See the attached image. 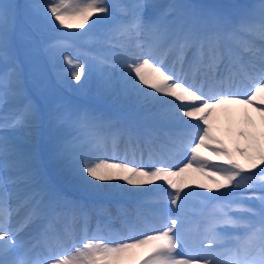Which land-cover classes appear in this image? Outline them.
<instances>
[{
    "label": "snow or ice",
    "instance_id": "snow-or-ice-1",
    "mask_svg": "<svg viewBox=\"0 0 264 264\" xmlns=\"http://www.w3.org/2000/svg\"><path fill=\"white\" fill-rule=\"evenodd\" d=\"M28 7L35 17L30 27L38 44L45 31L85 29L93 16L96 19L92 25L103 24L110 16L104 0H43L42 3L34 0ZM132 7L130 17L108 24L92 37L93 44L99 47L85 53L99 76V90L124 102L126 116L113 124L103 117L73 113L67 108L50 114L49 122H55L53 127L70 124L76 130L71 139L52 136L53 155L70 164L86 193L105 188L120 194L130 191L113 181L129 186L162 181L174 191L157 185L161 193L159 200L162 205H176V214L164 215L158 227L146 225L134 237L105 238L89 236L85 231L78 238L68 219L72 223L79 220L87 229V206L59 194H49L40 183L42 176L35 165V156L3 135L0 136V264H123L125 254L145 247L149 251L142 264H264V195L211 206L212 201L232 192L220 196L185 192L184 181L173 179L191 169L193 163L196 171L204 172L207 161L198 155L199 148L208 147L206 141L221 143L210 134L209 125V116L218 106L251 105L264 119V98L256 103L258 94L264 92V0L258 15L248 12L235 20L211 5H173L171 19L167 14L163 18L146 17L148 5L144 3ZM15 9V5L0 3V60L12 62L8 71L0 72V106L7 104L9 97L21 103L10 120L0 123V129L24 128L31 135L39 127L42 113L24 92L15 64L12 50ZM249 35L259 36L260 45L246 39ZM143 36L149 39L141 41ZM132 40L139 41L138 54L121 56L113 51L119 47L126 52V42ZM68 46L62 39L51 40L43 45L42 51L54 59ZM161 46L165 54L175 55L171 67L166 66L163 58H155ZM64 59L70 66L67 71L71 79L79 83L85 76L87 61L82 63L70 56ZM64 76L65 73H58V81H63ZM184 118L197 122L190 123ZM240 135L245 136L243 132ZM125 138L133 148L148 147L149 164L99 154L109 143L114 145L117 139ZM245 138L247 145L235 151L247 157L249 169L227 148L212 149L225 157L223 166H212L221 177L213 181L216 191L255 188L258 178L259 189L264 192V142L255 135ZM155 145H159L158 153ZM189 151L191 158L183 167L167 163L173 153L183 156ZM154 154L160 155L156 163H152ZM174 167L178 171L172 170ZM256 168L259 173L251 171ZM9 172L17 174L9 175ZM22 184L27 190L19 188ZM21 191L25 195L13 206V195ZM190 196L200 200L190 206ZM21 209H26L24 221L12 231L13 212L18 215ZM61 217L65 218L63 228L59 226ZM37 222L40 230L36 243H17L19 233L28 224ZM128 227L135 230L136 225L131 223ZM37 245L55 250L54 254L44 259L38 254L34 256ZM73 249L74 254L69 255Z\"/></svg>",
    "mask_w": 264,
    "mask_h": 264
},
{
    "label": "rangeland",
    "instance_id": "rangeland-1",
    "mask_svg": "<svg viewBox=\"0 0 264 264\" xmlns=\"http://www.w3.org/2000/svg\"><path fill=\"white\" fill-rule=\"evenodd\" d=\"M216 156H219V157H221L222 155H218L217 153H216ZM213 181L214 180H212L211 182H207L206 184L207 185H212L213 184ZM44 185H47V187L48 188H51V184L49 183V181H45L44 182ZM130 254V253H129ZM134 254V253H133ZM128 261V262H127ZM132 261V257L130 258V256L129 255H126L125 254V256H124V258H123V264H125V263H129V262H131Z\"/></svg>",
    "mask_w": 264,
    "mask_h": 264
},
{
    "label": "bare ground",
    "instance_id": "bare-ground-1",
    "mask_svg": "<svg viewBox=\"0 0 264 264\" xmlns=\"http://www.w3.org/2000/svg\"><path fill=\"white\" fill-rule=\"evenodd\" d=\"M134 75V74H133ZM170 99H172V98H170V97H166V100H170ZM220 113V112H219ZM131 258V257H130ZM128 262V261H127Z\"/></svg>",
    "mask_w": 264,
    "mask_h": 264
}]
</instances>
